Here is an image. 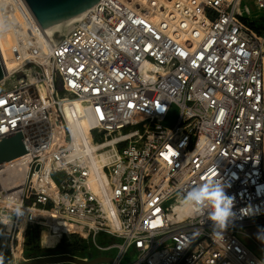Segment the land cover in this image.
I'll return each instance as SVG.
<instances>
[{"label": "built area", "instance_id": "built-area-1", "mask_svg": "<svg viewBox=\"0 0 264 264\" xmlns=\"http://www.w3.org/2000/svg\"><path fill=\"white\" fill-rule=\"evenodd\" d=\"M250 15L245 0H99L45 32L25 0H0L14 37L0 42V138L21 130L28 148L0 165V264H264L246 242L264 227V27ZM209 183L234 197L223 229L210 201L188 202ZM30 234L84 247L31 256Z\"/></svg>", "mask_w": 264, "mask_h": 264}, {"label": "water", "instance_id": "water-1", "mask_svg": "<svg viewBox=\"0 0 264 264\" xmlns=\"http://www.w3.org/2000/svg\"><path fill=\"white\" fill-rule=\"evenodd\" d=\"M36 20L45 32L53 31L81 14L87 12L99 0H25ZM4 77L0 64V81ZM28 152L21 130L9 136L0 138V165L23 156ZM89 258L93 254L90 253ZM111 258L99 257L85 262L71 255H54L22 264H95L101 261H111Z\"/></svg>", "mask_w": 264, "mask_h": 264}, {"label": "clouds", "instance_id": "clouds-1", "mask_svg": "<svg viewBox=\"0 0 264 264\" xmlns=\"http://www.w3.org/2000/svg\"><path fill=\"white\" fill-rule=\"evenodd\" d=\"M205 201H210L213 208L210 219L220 229H223L229 218L234 215L232 211L234 197L228 196L220 183H216L215 185L210 183L205 184L201 189L188 194V202L202 204Z\"/></svg>", "mask_w": 264, "mask_h": 264}, {"label": "bare ground", "instance_id": "bare-ground-1", "mask_svg": "<svg viewBox=\"0 0 264 264\" xmlns=\"http://www.w3.org/2000/svg\"><path fill=\"white\" fill-rule=\"evenodd\" d=\"M126 3L129 2V3H136L137 5L139 4H146L149 0H124ZM169 0H165V2H168ZM85 13L81 14L80 16H78L76 19H73L72 21L64 24V25H61L59 27H56L53 31L55 30H58V29H61L62 31H67L71 26H73V24H75V22H77ZM53 31H50V32H53ZM0 42L3 46V48H7L9 46H11L14 42V37L12 35L11 32L7 31L5 33H1L0 34ZM73 104H74V110L75 112L78 114V113H81L82 111V107H81V103L78 99H73ZM63 112L70 124V128H71V131L73 132V134L75 136H78L79 133L81 132L80 131V128L85 126L84 123L82 122V119H79L77 121H75L72 117V113H71V110L69 109V107L67 105H65L63 107ZM106 146H109V144H107ZM103 160H107L109 158V155L106 156L104 155L103 157ZM58 241V238L56 236H52L50 234H48L47 232H44L43 233V236H42V242L44 244V246L48 247V248H53L55 246V244L57 243Z\"/></svg>", "mask_w": 264, "mask_h": 264}, {"label": "rangeland", "instance_id": "rangeland-1", "mask_svg": "<svg viewBox=\"0 0 264 264\" xmlns=\"http://www.w3.org/2000/svg\"><path fill=\"white\" fill-rule=\"evenodd\" d=\"M134 4H136V3H134ZM245 4L248 6V8L251 12L249 20L255 21L256 24H258V25L264 23V11L260 10L258 8L256 0H245ZM12 83H13V80L2 84L0 86V90L11 88ZM247 233L249 236L246 238V242L247 243L250 242V244H254L255 248L262 249L264 251V229L262 231H260V229H258L257 227H254L252 229L247 230ZM257 245L258 246L261 245L262 248H259ZM44 250H47V249H44ZM34 253L35 252L33 250H31L29 255L34 256L35 255ZM61 264H63V263H61Z\"/></svg>", "mask_w": 264, "mask_h": 264}, {"label": "trees", "instance_id": "trees-1", "mask_svg": "<svg viewBox=\"0 0 264 264\" xmlns=\"http://www.w3.org/2000/svg\"><path fill=\"white\" fill-rule=\"evenodd\" d=\"M250 26L255 29V28H259V27H264V23L258 25L256 24L255 21H251L249 22ZM39 239V235L37 234H30L28 235V242L32 245H34V247L32 248V250L35 252L34 256H40V255H48V254H63V253H75L76 251L82 249L84 246L77 240H74L73 242H68L65 243L64 241H62L56 249L53 250H44L42 248H40L39 246H35L36 240Z\"/></svg>", "mask_w": 264, "mask_h": 264}, {"label": "crops", "instance_id": "crops-1", "mask_svg": "<svg viewBox=\"0 0 264 264\" xmlns=\"http://www.w3.org/2000/svg\"><path fill=\"white\" fill-rule=\"evenodd\" d=\"M254 228V227H253ZM258 229H260V231H262L263 229H264V227H257ZM263 228V229H262ZM250 229H252V228H250ZM252 248L254 247V244H250V242L248 243ZM258 246V245H257ZM255 251H256V253L261 257V258H263L264 259V251L262 250V249H258V248H253Z\"/></svg>", "mask_w": 264, "mask_h": 264}]
</instances>
